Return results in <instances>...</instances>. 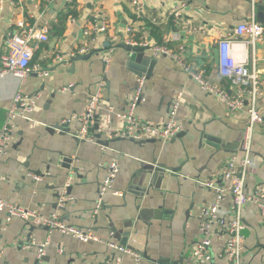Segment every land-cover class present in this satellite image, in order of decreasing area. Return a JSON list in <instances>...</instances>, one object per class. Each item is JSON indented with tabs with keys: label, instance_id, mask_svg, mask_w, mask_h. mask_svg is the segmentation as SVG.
<instances>
[{
	"label": "crops",
	"instance_id": "1",
	"mask_svg": "<svg viewBox=\"0 0 264 264\" xmlns=\"http://www.w3.org/2000/svg\"><path fill=\"white\" fill-rule=\"evenodd\" d=\"M70 2H0V58L7 50L5 40L15 31L18 20L49 31L48 40L40 42L31 59V64L38 65L39 72L32 71L23 79L12 74L0 78V130L18 91L26 94L32 106L31 120L21 117L14 120L6 149L0 153V197L49 215L56 208L59 193L64 197L59 213L66 224L118 241L111 228L118 230L127 220H132L131 232L137 230L144 239L134 248L136 259L94 241L82 242L43 225L27 224L17 217L6 220V214L0 211V264H107L117 259L121 264H184L200 237V209L214 200V191L203 187L200 181L222 168L237 150L247 122L245 113L229 112L170 58L159 55L153 56L156 62L151 75L142 74L145 76L144 99L135 112L152 123L163 122L175 95L180 92L175 118L183 124L181 136L155 139L143 145L124 138L106 145L89 133L86 139L75 141L73 136L80 128L77 119L68 123L69 132L65 133L51 132L47 126L63 124L64 120L81 114L96 84L102 81V102L97 111L99 122L111 115L109 129L121 128L113 115L126 110L138 74L127 65L128 52L121 41L112 44L109 36H126L127 26L132 27L130 35L135 39L182 46L188 61L206 68L211 80L226 85V80L215 70L217 41L236 23L250 18V2L144 0L143 13L137 16L128 0H75L76 18H68L63 34L56 36L52 25L57 24L61 14L68 12ZM181 3L186 6L177 15H170L172 8ZM261 3L264 4V0H260ZM95 12L105 16L107 30L85 35L83 29L91 26ZM153 18L157 22L154 23ZM186 21L200 24L206 31L189 32L185 30ZM172 31H179V40L170 39ZM79 46L88 47L91 55L63 62L56 59L57 55L66 59L67 53ZM108 49L112 51L109 53ZM233 49L236 56L243 50L239 44ZM245 54L248 67L257 71L260 80L257 106L264 109V39L253 48L248 45ZM43 70L48 75H42ZM93 132L99 133V130ZM100 133L102 139H112ZM252 155L254 165L245 181L248 195L256 185L264 186V130L260 126L254 131ZM61 157L71 158L69 169L60 164ZM111 161H115L118 168L112 188L120 194L109 191L95 212L99 184ZM152 163L175 170L172 173L166 168L168 174L155 175L153 182L146 185L150 196L139 197L129 191V186L133 182L135 190L139 191V171ZM34 175L39 179H34ZM67 185H70L69 194L65 193ZM230 207L231 199L227 195L221 200L220 208L227 212ZM242 217L245 227L241 263L264 264V212L256 204L247 202ZM46 241L44 252L38 257V246ZM221 248L222 241L214 238L211 264H229L221 255Z\"/></svg>",
	"mask_w": 264,
	"mask_h": 264
},
{
	"label": "built area",
	"instance_id": "2",
	"mask_svg": "<svg viewBox=\"0 0 264 264\" xmlns=\"http://www.w3.org/2000/svg\"><path fill=\"white\" fill-rule=\"evenodd\" d=\"M248 1L251 5L250 18L236 23L230 31L224 33L217 41L215 70L220 78L226 80V85L211 80L206 74V68L198 67L188 61L182 46L174 47L164 42L158 43L146 39H135L130 35L133 30L131 26L126 27V36L122 38L109 36L112 44L121 41L122 44L131 48L130 52L140 50L148 52L152 57L167 56L204 92L216 98L229 112H244L247 117L237 150L227 158L222 168L200 181L203 187L214 191V200L200 209V237L190 249V254L184 264H211L213 259L211 244L214 238L222 241L221 255L229 264H242L243 229L245 227L242 211L244 205L247 202H252L259 207L261 212H264V186L261 184L256 185L251 195L245 192V181L254 165L252 155L254 131L256 126H260L264 130V109H260L257 106L260 80L257 71L248 67V59L245 54V48L248 45L253 48L256 42L264 39V22H259L256 19V7L260 0ZM128 2L137 16L143 13L144 0H128ZM185 6V3H181L180 6L172 8L169 14L175 16ZM92 17L91 26L84 28L83 33L90 36L91 33L105 32L107 30L105 16L102 13L95 12ZM71 20H74V18H71ZM152 21L154 23L157 22L156 18H153ZM185 24V30L189 32L199 34L206 31V28L200 24L194 25L190 21H186ZM48 32V28H37L34 23L18 20L15 31L9 34L5 40L7 50L0 58V78L6 74H12L23 79L32 71L39 72L38 65L31 64V59L40 42L48 40ZM179 38V31L170 33L171 40H179ZM235 44H239L240 48H243L239 56L235 55L233 49ZM88 50L89 48L86 46H79L75 50L68 52L66 59L60 55H57L56 59L59 62H63L86 54ZM111 51L112 49H108L109 53ZM40 73L44 76L48 75L45 70ZM144 82V75L136 77L135 88L126 110L114 113L113 116L121 123V128L109 129L108 123L111 115H108L109 117H106L100 123L99 132L106 134L108 138L122 137L134 140L154 138L167 140L183 130V124L175 118L176 108L181 99L180 92L175 95V101L163 122L152 123L141 118L135 112L137 105L144 99ZM103 89L104 83L99 81L95 86V90L89 95L84 111L78 116H72L64 120V123H69L72 119L80 121V128L75 133L78 138L86 139L88 137V127L95 121V115L102 102ZM31 112L32 106L28 103L26 94L18 91L12 99V104L6 113L5 124L0 130V153H3L6 149L12 129L15 126L14 120L21 117L30 121ZM117 172L116 162H109L105 169V175L99 184L95 201V212L101 207L103 197L109 191L115 195L120 194L119 191L112 188ZM33 178L39 179L35 175ZM227 195L230 196L231 207L225 212L220 208V202ZM63 201L64 197L62 195L59 196L54 212L49 215H42L0 197V211L6 214V220L17 217L24 221L46 226L50 231H57L82 242L94 241L103 244L109 249L138 259L136 252L131 247L122 245L112 239L100 238L89 229L66 224L59 213ZM47 243L46 241L38 246V257L43 254ZM107 264H121V261L117 259L109 261Z\"/></svg>",
	"mask_w": 264,
	"mask_h": 264
},
{
	"label": "water",
	"instance_id": "3",
	"mask_svg": "<svg viewBox=\"0 0 264 264\" xmlns=\"http://www.w3.org/2000/svg\"><path fill=\"white\" fill-rule=\"evenodd\" d=\"M257 12H256V19L259 22H264V4H257ZM56 41L53 40L52 44H54ZM124 48H126L127 52H128V56H127V65L138 75H151L152 73V69L153 66L156 62L155 58L152 57L149 54L144 53L143 51L140 50H136L133 52H130L131 48L125 44H121ZM96 52V51H95ZM93 53V52H92ZM89 55H91V53L89 54H83V55H79L74 57L73 59L76 60L78 58H86ZM99 114L95 115V121L93 124H91L88 127V133L92 134L95 138H97L100 143L106 144L108 145L110 142L112 141H119V140H123L124 138L122 137H114L112 139H102L101 138V133L99 132H93L94 130H97L99 128L100 122H99ZM63 123V122H62ZM68 123H63V124H50L49 126H47V129L51 132L58 130L61 133H65L69 132L68 128ZM183 132H178L175 137H179L181 136ZM204 137H208L206 135H204ZM75 141H79V138L77 136H73ZM132 142H135L136 144L139 145H143L146 142H154L155 139L154 138H150V139H140V140H134L132 138H127ZM70 162H71V158L69 157H61V161L60 164L65 167L66 169L70 168ZM153 164L156 163H152V164H148L145 165L144 167L142 166V169L139 171V176H138V181H137V185L141 186L138 188L139 191H136V186H134L135 184H133V182L131 183V185L129 186V191H131L132 193L138 195L139 197H149V193L147 190V184H151L153 182V178L155 175L157 174H168L166 172V168L167 169H171L170 171L173 173L174 172V168H170L165 166L164 164H157L158 166H155ZM164 169V170H163ZM161 171V172H158ZM152 178V180H151ZM138 187V186H137ZM66 194L70 193V185H67L66 187ZM59 193L57 194V197H59ZM132 220H127V222H125L123 224V227L120 229H116V228H111L112 231L114 232L115 238L118 240V242L122 245H125L127 247H131V248H138L139 243L143 242L142 235L137 234V230H133L131 232V227H132ZM31 222L27 221V224H30ZM32 224V223H31ZM123 228H127V230H124ZM134 239V240H133ZM30 241V240H28ZM141 253V252H140Z\"/></svg>",
	"mask_w": 264,
	"mask_h": 264
},
{
	"label": "trees",
	"instance_id": "4",
	"mask_svg": "<svg viewBox=\"0 0 264 264\" xmlns=\"http://www.w3.org/2000/svg\"><path fill=\"white\" fill-rule=\"evenodd\" d=\"M70 8L67 13L61 14L58 18L57 24H53L52 28L56 36H61L65 29V22L68 18H76L77 12L75 10V0H70ZM31 23V22H30Z\"/></svg>",
	"mask_w": 264,
	"mask_h": 264
}]
</instances>
